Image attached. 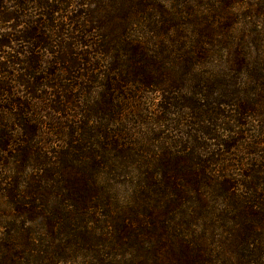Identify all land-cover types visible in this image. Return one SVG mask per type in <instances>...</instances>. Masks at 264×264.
<instances>
[{
  "label": "trees",
  "instance_id": "trees-1",
  "mask_svg": "<svg viewBox=\"0 0 264 264\" xmlns=\"http://www.w3.org/2000/svg\"><path fill=\"white\" fill-rule=\"evenodd\" d=\"M139 23L154 31L156 46L135 33ZM6 24L10 30L0 32V102L8 103L15 122L0 143V156L8 157V172L2 173L8 182L0 195L8 206L0 210V264H69L74 249L83 253L82 264H264V0H0V31ZM215 50L228 53L229 77L204 78L203 100L196 101L206 114L202 123L214 121L207 119L213 114L230 126L221 129L225 140L214 138L220 149L207 160L166 150L152 194L158 198L141 193L150 201L148 220L125 223L126 211L111 212L106 191L91 173L114 165L94 150L108 154L109 134L89 125L92 113L106 117L115 107V116L124 112L117 94L126 92L125 99L134 102L143 87L161 94L155 106L168 113L179 104L180 87L157 82L181 84L187 76H200L197 68ZM48 65L59 68L47 72ZM101 82L97 110L86 111L80 101L76 106L79 91L85 94L88 84ZM18 88L24 92L20 97ZM42 104L51 111L50 120L55 114L62 119L55 137L66 147L53 156L39 145ZM77 107L80 114L70 115ZM234 108L237 117L224 115ZM253 122L260 124L257 137L245 133ZM242 129L250 139V150L244 148L249 158L233 159L231 168L245 173L226 174L227 180L213 175L219 173L215 164L222 168L228 161L215 156L233 155ZM208 182L225 200L214 219L203 197ZM185 217L188 221L181 220ZM72 219L82 227L72 228ZM94 222L101 223V233L90 226ZM60 232L70 238L61 240ZM117 248L133 253L116 258Z\"/></svg>",
  "mask_w": 264,
  "mask_h": 264
},
{
  "label": "rangeland",
  "instance_id": "rangeland-1",
  "mask_svg": "<svg viewBox=\"0 0 264 264\" xmlns=\"http://www.w3.org/2000/svg\"><path fill=\"white\" fill-rule=\"evenodd\" d=\"M140 25L141 23H139L134 28L135 33H137L138 36H140L142 39L147 40L151 46H156L155 44H157L160 40L157 39L154 31L150 29L152 31L151 33L148 30L141 28ZM9 26L10 25L8 24L1 26L2 31L0 32H8L10 30ZM4 51L8 53V51L10 50L7 49ZM227 54L228 53L226 51L215 50L212 57L206 61V65H202L197 68V75L200 76H187L186 80H183L181 84L178 81L175 83H173L174 81H166L167 78L160 79L157 82V84H160V86H165L166 83H169L171 85L176 84L180 87V92L178 93L179 104L175 105V108H170L168 113L165 111H160V109L155 106L160 103L161 94L158 92L150 91V89H147L146 87L142 88L143 91H140L141 93L139 92V95H137L136 97L137 100H135L134 102L127 101L123 96V94L126 92L123 93L122 91H120L119 94H117V98L121 99L120 106L125 111L122 113L120 112V114L118 113L116 116L113 114L117 109L116 107L113 108V113H106V117L101 116L102 113H99L98 111H94L92 113L91 118L89 119V125L99 126L102 132L109 134L107 142L108 154L107 152H101L97 146H94V150L96 151L97 156H99L101 153L102 156H104L106 159L108 157V160H110V162L113 161L114 165H111L110 167L103 165L106 169L100 168L97 171L91 173H93V175L98 179V182L102 186L103 190L106 191V194L109 197L108 203H111V212H119L121 210L126 211L124 216V219H126L124 221L125 223H132L134 225L135 219L144 222L148 220L147 216L145 215V210L146 206H148L147 203H149L150 201H144L145 199L141 195V193L146 192L149 198L152 197L154 201L158 198L156 196H152V194L153 191H155V194H157V188L155 184H159V182L161 181L160 174H162L159 171L160 169L158 163L162 161L161 159L163 156H166V150L172 151V153L175 154H179L177 152H183L185 150V153L189 154L191 160L195 161L197 157L200 160H207L212 157L211 154H215L217 150L220 149V147L215 145L216 142L214 138H217L220 141L225 140L223 136L227 135V133L221 129H226L227 131L230 130V126H224L226 122H221L220 119H218L220 118V116L214 117L213 114H211L207 119H213L214 121H211L209 123H202L201 118L206 114L203 113L204 111H201V109H199L196 100H203L205 91H203L202 93L200 88H204V84L206 83L204 78L207 77L206 81L209 82L210 78L214 80L219 76H223L224 74L229 77V65H225V56H227ZM0 60L2 59L0 58ZM47 67H49L52 72H54L56 68H59L58 66L55 67L52 65H48L46 66L47 72H49ZM58 76H63L62 78L65 79L71 78L70 75L64 76L58 74ZM228 82L230 84L229 90L233 91L234 81L229 80ZM103 85V82H101L100 84H95L93 86L91 84H88V90L85 94H82V92L79 91V98L76 106H80L78 105V102L80 101V103L84 105L83 108L86 111L89 109V107L97 110L95 105H97L102 99L100 95L103 94ZM16 92L17 96L19 97L24 93L23 89L21 88L16 89ZM225 95L226 98L229 97V93ZM189 98L196 101V105H190L191 101L189 100ZM113 104H117V102ZM204 104H206V102ZM7 107L8 103H5L3 101L0 102V143H5V141L8 140V125L12 127V124L15 122L12 115L14 112L8 113V109H6ZM230 110H233V112H228V114L224 112V115L227 116L230 114L237 117L235 108ZM75 112L77 113V115L80 114L79 107L73 110V112H69V114L76 115ZM87 113L88 112H86V116H89L90 114ZM216 113L218 114V112ZM37 114L40 115V117L43 116L42 118L45 120V123L43 124L44 137L43 139H38L40 141L39 145L43 148L46 147V151L48 152V154L53 156L52 152L54 150L58 152L66 147V145L64 146V139L55 137V134L59 132V130H57L55 127H57L59 121L62 123V119L55 114L54 118L56 119H54V121L50 120L53 115L51 111L45 108L44 104L39 107V110H37ZM62 125L64 126L63 132H66V129H68L67 127L69 126L66 123ZM259 125L260 124H258L257 122L249 124V130H247L245 133H251V135L257 137V135H260L261 133V128ZM244 129L246 130L247 127H245ZM244 129H242L243 134L238 137V139L241 140L239 147L236 149V151L230 152L233 153V155H230L228 153V155L226 156H215L214 159L224 157L228 158V161L225 162V166H222V168L220 164H215L212 169L217 170V172L219 173H213V175H225L223 179L227 180L228 176L226 174H231L232 172L235 174L245 173L243 170L238 173V170L234 171L232 169L236 164L233 159H245L246 161V159L249 158L245 154L244 148L250 150V139H246L247 135L244 134ZM116 133H118L120 137L116 138L115 140L113 136ZM208 133L210 135V139H207ZM94 135L95 133L91 134V136ZM91 136L90 139L91 141H93ZM112 144H117L119 147L114 150ZM128 148H130L131 151L127 150ZM4 156L5 155L2 154L0 158H4ZM4 168L8 172L7 155L4 158V162L0 164V195L2 194L1 190L3 189V183L8 182L7 180H3L4 178L2 173ZM226 169L228 170L227 172H225ZM30 170L31 169H28L27 171L29 172ZM5 178H8V174L5 176ZM214 186L215 183L211 182H208L206 186H202V190L205 191L204 193H208L205 196L203 194L205 202L207 203V205L214 209V213H212L213 219L214 216L217 215L218 211L221 210L223 206H225V200L217 197L215 191L216 186ZM238 188L239 190L243 189L242 187ZM212 191L214 193H212ZM149 205H151V203ZM130 207H132V210L130 209ZM184 208L187 209V207ZM107 209L108 208L106 207V211ZM0 210H2L3 212L8 211V206L5 204V200L2 198V196H0ZM131 220L133 222H131ZM181 220L188 221V218L185 217ZM206 220L207 221L205 222V224H207L209 221L208 219ZM82 223L83 222H81L79 219H72L70 225L72 228L78 230L82 227ZM90 226L99 233H101L103 230L101 228V223L97 224L94 222V224H91ZM66 232L70 233V230L66 229ZM60 234L61 240L67 238V235L65 233L60 232ZM69 238L70 236L68 235L67 240ZM191 239L194 241L196 238L194 236H191ZM146 245L147 247H149L147 243ZM98 246L101 250L105 249L103 248L102 242L99 240ZM105 252L107 251L105 250ZM69 253L72 260L69 264H82L80 262V259L84 258V255H81L83 253L80 254V251H77L76 249L70 251ZM112 253L113 256H118L116 258H121V256L128 255L130 253L132 254L133 251L125 250L123 248H117L116 251ZM74 256L76 257V259L74 258Z\"/></svg>",
  "mask_w": 264,
  "mask_h": 264
}]
</instances>
